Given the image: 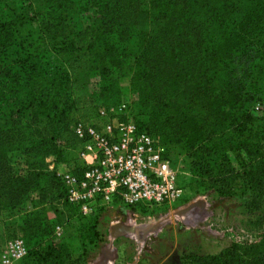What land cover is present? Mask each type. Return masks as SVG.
<instances>
[{"label": "rangeland", "instance_id": "374dc122", "mask_svg": "<svg viewBox=\"0 0 264 264\" xmlns=\"http://www.w3.org/2000/svg\"><path fill=\"white\" fill-rule=\"evenodd\" d=\"M155 1L145 5L152 16L164 8L161 0ZM79 2L75 0L69 11L59 16L55 9L54 13L49 12L47 0H0V19L12 21L16 32L15 41L0 50V63L20 78L17 87L21 94L39 95L56 75L64 74L73 65L72 80H76L73 94L78 105L97 101L102 81L100 67L104 64L100 54L108 41L119 42V35L97 7L82 9ZM191 10L195 11L197 19L207 21L206 38L219 40L226 26L230 24L232 30L235 29L244 13L245 1L191 0L188 8L179 14L187 18L185 13ZM158 24L154 17L148 19L137 27L135 36L124 45L130 51L131 59L119 76L118 103L126 101L136 111L148 110L141 105L139 91L132 79L134 73L143 68L141 59L145 42L139 32L142 29L148 34L146 36H151ZM86 29L94 31V38L82 47L77 44V36ZM231 68L244 78L245 92L229 127L220 131L208 125L212 129L211 144L214 142L216 149L207 158L217 173L224 169L225 153L230 161L229 168L236 176L249 162L242 142L246 139L256 142L264 136V24L256 29L248 45L237 52ZM0 77L3 83L11 81L4 71ZM27 78H32L28 86L25 84ZM222 79L223 74L216 80L219 86ZM13 85L16 87L15 81ZM35 87L33 91L31 88ZM21 94H10L5 104L19 106L23 119L30 122V110H26V105L18 99ZM202 111V107H196L194 113L209 124L210 119ZM171 155L180 169L182 185L189 186L192 193L153 211L119 203L100 209L87 222L79 223L67 210L36 207L38 191H31L28 201L20 207L23 212L0 226V264L7 241L6 230L11 225H14L17 237H23L28 249V253L14 264H46L38 260V253L45 252L49 244L63 247L64 255L56 264H99L106 257L110 258L109 264H191L189 257L192 255L220 254L233 243L259 241L264 234V208L247 207L249 194L240 189L239 176L232 183L233 191L223 194L211 178L193 168V159L185 142L172 144ZM29 160L24 152L12 154V164L20 175L28 173ZM45 162L48 170L53 172L63 167L55 155L46 157ZM217 184L227 188L223 182ZM34 211L39 220L31 221L26 229L23 228L22 218ZM94 225L96 232L89 233ZM58 226L61 227L59 231Z\"/></svg>", "mask_w": 264, "mask_h": 264}, {"label": "trees", "instance_id": "16d2710c", "mask_svg": "<svg viewBox=\"0 0 264 264\" xmlns=\"http://www.w3.org/2000/svg\"><path fill=\"white\" fill-rule=\"evenodd\" d=\"M79 1L82 9L97 7L119 35V42L108 41L100 54L104 64L100 67L102 81L96 102L78 105L73 94L76 83L72 80L73 65L64 74L56 75L50 86L36 95L32 92L21 94L17 87L20 78L11 70L7 71L3 62L0 63V74L4 71L11 79L3 83L0 77V226L23 212L20 207L28 201L33 190L39 195L36 207H54L55 211L59 209L61 212L67 210L79 223L87 222L98 210L106 208L97 207L91 214L83 215L68 202L65 184L56 169L54 172L48 170L45 159L55 155L58 164L68 165L74 174L82 175L84 166L80 153L84 141L77 136L72 125L77 120L98 117L102 106L119 104V76L131 59V53L124 45L135 36L137 27L152 17L159 24L151 36L140 30L139 35L145 42L141 59L143 68L132 78L139 91L141 105L148 108L136 111L131 107L139 129L161 136L169 155L172 144L185 142L193 159V168L211 178L220 193H231L232 183L239 176L240 189L249 194L247 207L264 208V136L256 142L248 139L242 142L249 162L236 176L229 168L230 161L225 153L224 169L217 173L207 158L216 149V144H211L212 129L208 125L220 131L229 127L245 92L244 78L231 68V64L237 52L248 45L256 29L264 24V0H244L245 10L235 29L232 30L230 24L226 26L219 40L206 38L207 21L197 19L194 10L185 13L187 18L179 14L188 8L191 0H161L164 8L158 10L156 16L150 15L145 8L146 2L155 0ZM47 3L49 12L54 13L55 9L60 16L69 11L75 0H47ZM165 18L167 21L164 23ZM93 33L91 29L80 31L77 44L82 47L89 45L93 41ZM15 37L13 22L0 19V50L11 45ZM81 61L84 63V58ZM221 74L223 79L219 86L216 80ZM30 81L32 78H27L25 84L28 86ZM31 89L35 91L36 87ZM13 93L21 94L18 99L26 105V110H30V122L23 119L19 106L5 104ZM196 107H202V112L210 119L209 124L202 122L194 113ZM15 152L29 156L26 175L18 174L12 164ZM222 182L227 188L222 187ZM37 220V212H30L22 218V227L26 229L31 221ZM89 231L95 233V225ZM5 236L6 240L17 237L14 225L7 228ZM63 255L62 246L57 248L49 244L45 252L38 253V260L56 264ZM189 258L191 264H264V234L259 241L233 243L220 254L192 255Z\"/></svg>", "mask_w": 264, "mask_h": 264}, {"label": "built area", "instance_id": "2783aa9c", "mask_svg": "<svg viewBox=\"0 0 264 264\" xmlns=\"http://www.w3.org/2000/svg\"><path fill=\"white\" fill-rule=\"evenodd\" d=\"M72 128L84 141L83 173L77 176L63 164L57 174L68 202L83 215L119 203L153 211L192 193L182 185L180 169L163 138L140 130L126 101L102 106L98 117L77 120ZM3 252L2 264H14L28 249L18 236L5 242Z\"/></svg>", "mask_w": 264, "mask_h": 264}, {"label": "flooded vegetation", "instance_id": "af4514ba", "mask_svg": "<svg viewBox=\"0 0 264 264\" xmlns=\"http://www.w3.org/2000/svg\"><path fill=\"white\" fill-rule=\"evenodd\" d=\"M110 258L106 257L104 258V260H101V262L99 264H105L106 262L109 263Z\"/></svg>", "mask_w": 264, "mask_h": 264}, {"label": "water", "instance_id": "95a60500", "mask_svg": "<svg viewBox=\"0 0 264 264\" xmlns=\"http://www.w3.org/2000/svg\"><path fill=\"white\" fill-rule=\"evenodd\" d=\"M105 264H109V263L106 262Z\"/></svg>", "mask_w": 264, "mask_h": 264}]
</instances>
